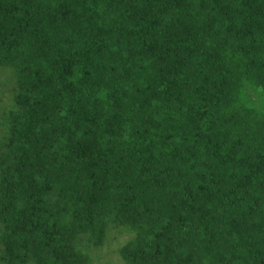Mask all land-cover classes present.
I'll use <instances>...</instances> for the list:
<instances>
[{"label":"trees","instance_id":"trees-1","mask_svg":"<svg viewBox=\"0 0 264 264\" xmlns=\"http://www.w3.org/2000/svg\"><path fill=\"white\" fill-rule=\"evenodd\" d=\"M0 70V264H264V0H0Z\"/></svg>","mask_w":264,"mask_h":264},{"label":"rangeland","instance_id":"rangeland-1","mask_svg":"<svg viewBox=\"0 0 264 264\" xmlns=\"http://www.w3.org/2000/svg\"><path fill=\"white\" fill-rule=\"evenodd\" d=\"M13 86L14 80L10 71L0 70V118L11 106ZM127 235V231L123 229L111 230L107 232L102 245L92 246L87 241H82L78 242V248L86 255V264H124L117 253V248L127 238Z\"/></svg>","mask_w":264,"mask_h":264}]
</instances>
